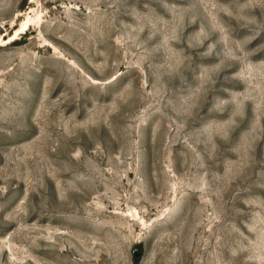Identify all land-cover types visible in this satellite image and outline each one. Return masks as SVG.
Segmentation results:
<instances>
[{
	"label": "rangeland",
	"instance_id": "obj_1",
	"mask_svg": "<svg viewBox=\"0 0 264 264\" xmlns=\"http://www.w3.org/2000/svg\"><path fill=\"white\" fill-rule=\"evenodd\" d=\"M0 264H264V0H0Z\"/></svg>",
	"mask_w": 264,
	"mask_h": 264
}]
</instances>
